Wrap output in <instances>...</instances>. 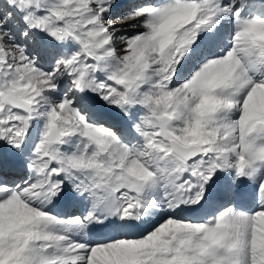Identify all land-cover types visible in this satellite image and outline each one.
<instances>
[{
  "label": "snow or ice",
  "instance_id": "6c2138e0",
  "mask_svg": "<svg viewBox=\"0 0 264 264\" xmlns=\"http://www.w3.org/2000/svg\"><path fill=\"white\" fill-rule=\"evenodd\" d=\"M0 264H264V0H0Z\"/></svg>",
  "mask_w": 264,
  "mask_h": 264
}]
</instances>
